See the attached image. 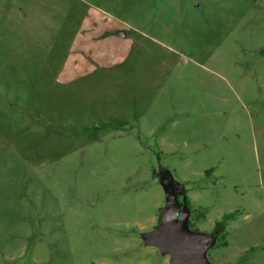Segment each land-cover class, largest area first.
<instances>
[{
  "label": "rangeland",
  "instance_id": "1",
  "mask_svg": "<svg viewBox=\"0 0 264 264\" xmlns=\"http://www.w3.org/2000/svg\"><path fill=\"white\" fill-rule=\"evenodd\" d=\"M0 264H264V0H0Z\"/></svg>",
  "mask_w": 264,
  "mask_h": 264
},
{
  "label": "trees",
  "instance_id": "2",
  "mask_svg": "<svg viewBox=\"0 0 264 264\" xmlns=\"http://www.w3.org/2000/svg\"><path fill=\"white\" fill-rule=\"evenodd\" d=\"M186 205L188 206V208H191L188 200H186ZM198 216H202V213L199 214ZM234 216H235V212H228V213L223 214L222 217L214 223V229L220 232H223L227 225V222L231 220L232 218H234ZM189 224H192V223L189 222Z\"/></svg>",
  "mask_w": 264,
  "mask_h": 264
},
{
  "label": "flooded vegetation",
  "instance_id": "3",
  "mask_svg": "<svg viewBox=\"0 0 264 264\" xmlns=\"http://www.w3.org/2000/svg\"><path fill=\"white\" fill-rule=\"evenodd\" d=\"M158 220H159V218H158Z\"/></svg>",
  "mask_w": 264,
  "mask_h": 264
}]
</instances>
